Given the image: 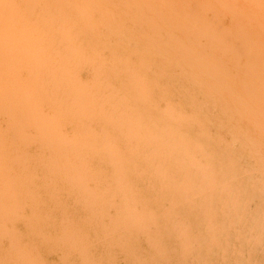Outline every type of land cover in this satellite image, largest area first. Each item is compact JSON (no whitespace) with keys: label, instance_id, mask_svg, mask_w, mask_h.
<instances>
[{"label":"bare ground","instance_id":"obj_1","mask_svg":"<svg viewBox=\"0 0 264 264\" xmlns=\"http://www.w3.org/2000/svg\"><path fill=\"white\" fill-rule=\"evenodd\" d=\"M224 115L264 134V0H0V264H145L140 234L203 262L218 219L260 238Z\"/></svg>","mask_w":264,"mask_h":264},{"label":"rangeland","instance_id":"obj_2","mask_svg":"<svg viewBox=\"0 0 264 264\" xmlns=\"http://www.w3.org/2000/svg\"><path fill=\"white\" fill-rule=\"evenodd\" d=\"M222 118V121L224 120L222 123L214 121L211 125L214 127L215 124L221 133L219 136L222 141L227 147L229 146L236 177L241 178L244 182H242V185H245L248 190L264 189V134L260 130L254 131L253 128L246 126L245 121H243L245 124H232L225 120V115ZM240 126L241 128H239ZM231 136L234 138H231ZM254 152L259 155H254ZM218 220H220V223L222 222L219 226L221 234L219 230L217 232L220 234L221 247L215 252L206 251V242L209 235L206 234L203 225L201 228L202 246L199 248V254L201 255L197 257L200 261H205L198 262V259L195 258L198 253L194 252L187 260L189 264H204V262L206 264H264V235L258 239H255V237L247 238L255 234L253 231L248 236V232L253 228V225H256V220L259 219H244L245 221H240L241 223L235 222V219ZM149 243L150 237L147 238L140 234L135 241V249L137 246L138 250L136 252L141 253V260L144 259L145 264H157L156 262L161 258L154 252L150 246L151 243Z\"/></svg>","mask_w":264,"mask_h":264}]
</instances>
